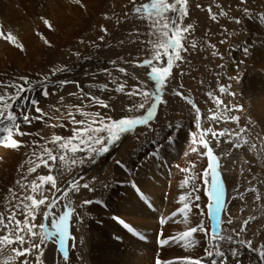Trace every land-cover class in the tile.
Here are the masks:
<instances>
[{
  "label": "rangeland",
  "instance_id": "374dc122",
  "mask_svg": "<svg viewBox=\"0 0 264 264\" xmlns=\"http://www.w3.org/2000/svg\"><path fill=\"white\" fill-rule=\"evenodd\" d=\"M260 1L262 0H247L246 4H241L240 0H187L188 14L183 19L182 27L192 25V29L184 33L186 39L183 43L184 46L188 48V51L180 53L183 57V61H176L179 67L174 65L171 69V75L167 78L162 89L163 102L158 105L155 118L149 122L150 127L138 126L134 132L128 133L122 137L119 145H117L116 153L113 154L111 158L115 161L116 159H123L119 154L120 149L125 147L126 144L133 141L129 150L134 151L139 145H142L147 140H152L155 135H158L157 133H159L160 129H164V132L165 130H169V133L171 132L172 135H174L173 140L175 142L176 133L169 126L179 125L181 127V121L187 117L186 114L189 111H192V115L196 117L192 105L188 103L185 97L190 98L193 103L200 108L202 126L204 128L212 127L217 132L227 128L231 132L236 133L239 132L240 128L247 126V138L250 140L251 144L256 145L255 148H252L251 144L237 148L227 135L220 137L221 140L219 144H217V141L210 133L205 137V139L211 142L210 147H213L212 149L215 156L219 157V165L221 166L218 171L224 185L225 203L227 204L224 203L226 208L223 205L224 210L221 216L223 220L221 225L223 230L222 234L225 236L231 235L233 219L238 220L240 218L242 221L240 222V227H242L244 226V221L250 218L247 217L249 213L244 210L249 206L250 201H257V203L264 201V167L261 165L262 161H259L260 158L258 160L251 155L252 150L257 149H260V151L264 153V136L262 133L251 132L250 129L254 126V122L252 123L253 120L248 117V114H243L241 111H231L227 113V115L230 116H239V123L234 121L225 122L223 119L219 122L207 119L208 116L217 111L216 104L208 97L207 93L212 92L215 96L222 99L224 104L229 108L239 104L238 102H236L235 105L231 103L232 98L236 97L237 94L235 96L221 94L218 88L219 85H230L229 91L236 92L231 85V79H229L230 77L227 75L226 67L232 53H237L239 47L247 43L245 38H243L246 36L243 34L246 33L236 28L235 24H238L235 20L239 17L240 20L246 17L242 14V9L244 7L249 8L252 16H254V14L257 16V12L261 14L264 10H262L263 6ZM149 2L150 0H106L103 6H96V15L94 18H88L86 28L79 33L77 37L59 46H56V44L50 40H48V44H45L40 33H35V35L42 39L43 44H41V54L32 59H27L28 56L23 53L24 46L23 50L15 46L19 53L22 52V56H26L24 59L25 62L14 66L12 61L6 63V67L0 70V83L13 81L19 83V78L24 76L28 77L30 80H40L43 76H50L53 81H78L79 88L75 83L66 84L62 88L58 85H53L48 88L49 95L47 98L40 95L39 89L35 94L28 93L30 97L34 95V98L39 101V107L45 113V116L43 120L34 121L37 122L36 130L33 133L35 136H25L22 138L26 140L24 144L25 147L21 152V157L16 166V178H13L12 185H10L13 189L16 188L14 192L15 198L9 196L10 202L6 205L7 207L3 208L2 213L0 211V214H3L5 220H7L12 210H16V204L19 202V198L31 194L30 185L32 181L35 180L39 183L37 180L39 176L50 174L49 168L45 167L40 161L41 153H43L45 146L53 149V154L57 155V160L54 164L52 160L48 159L47 155L44 154L43 156V159L48 161V165L52 166L51 175L55 177L56 188L64 189L68 186L69 181L74 180H79L80 184L87 183L90 188V183H98L101 181V177L103 178L102 175L107 170L99 171L93 168L90 169L86 159L83 164L79 163V159L84 158L86 153H76L74 156L69 151L65 153L66 162H63L59 159L56 146L51 143L45 145V141H50L53 134L62 137L72 135V125L70 124L71 117L68 115L69 106H72V113L76 120L86 119L76 111L77 106L85 112H99L101 116H111L113 119H120L125 115H144L145 109L153 102L150 97L147 99L145 109H140L138 111L133 110L129 113L127 109L133 104L143 102L144 98L140 95L129 97L124 93L116 92L115 88L118 84L124 83L125 92L131 91L133 87H142L144 91L149 92L154 90V83L150 81L147 76V68L144 69L147 77L145 83L130 71L133 67L137 68V65L143 60L152 58L156 50L163 51L155 47L160 43V40L157 39V34L151 27L147 15L143 12L139 14L134 12L136 6ZM168 2L171 3L172 0H168ZM197 5H200V7H197ZM209 7H211V13L216 16L215 20L211 18ZM221 10L227 13V15L221 16ZM167 15L169 20H171L174 14L169 12ZM134 22H138L142 25L139 30L131 28L130 25L135 24ZM162 23L163 21H161V24ZM177 23H181L179 19H177ZM102 27L107 30L106 33L102 31ZM241 28L244 29V26L242 25ZM0 31L4 34L0 36V41L12 43L4 37L7 36L9 32L14 36L16 33L13 29L9 28V26L4 25L1 18ZM101 36L104 37L103 40L100 39ZM15 37L17 38V42L23 45L20 35L19 37L18 35ZM192 41L196 42L195 48L191 47ZM221 41H223V43H221ZM213 52H215L216 55H213ZM77 53L79 54L78 56ZM112 61L116 62L115 66L110 63ZM164 62L165 61L162 60L159 63ZM80 63L86 64L84 69L82 65L78 66ZM96 63H103V66H98L97 68L95 66ZM65 66L70 68L71 71L60 72L52 76V69ZM121 67L126 70L125 73L118 71ZM104 69L108 71L105 72L103 71ZM108 72H110L111 75H108ZM113 78L116 80L115 84L112 83ZM100 85H107L108 89L102 91L99 87ZM81 90L83 93H91L92 95L106 100L111 105V108L106 109L99 105L91 104L90 100L81 98ZM3 91L4 89L0 88V93ZM7 91L12 92L13 89L9 87ZM178 92L182 95H177L176 93ZM73 93L75 95H72ZM61 97H63V100H61ZM244 101L245 100H243V102ZM58 104H60V106H58ZM246 104L245 102L244 105ZM16 107H19V105H16ZM221 110H223V105L221 106ZM13 111H15V108ZM29 114L39 115L35 112L34 107L30 110ZM60 124L65 125V127H56L58 130L53 127V125ZM26 126L22 125L21 130L28 132ZM192 127L194 131L190 130L191 133L194 132L198 134L199 130L194 127V122ZM190 131L188 132L190 133ZM16 138L21 139L20 137ZM33 141H37V146L33 145ZM185 143L186 146L183 150H186L189 156H194V158L189 157L192 163L186 165L185 168H191V174L196 175V184L200 187L199 195L201 199H203V197L207 198L205 195L207 186L204 183L202 174L208 166V158L205 156L203 164V157L200 155V153L205 152L206 149H204L202 145H198V152L193 153L191 152V148L194 146L192 144V138L190 137V142ZM30 159L32 161L31 164L28 163ZM74 159L77 161L75 164L72 163ZM36 165H39V167H36ZM192 165H194V167H192ZM30 167H36V170L29 173L28 169ZM19 174L23 179L18 180L19 177L17 178V176H19ZM186 175L188 174L183 173L181 182ZM80 177H82V179H80ZM17 181L20 183H17ZM100 183L95 185L92 191L81 187L78 192H69L68 200H70L71 206L75 210L69 221L71 228V230L69 229V233L71 231L70 234H72V236L69 235L72 237L69 238V241L70 245L73 244L72 248H74L71 264H78L81 262L78 255L84 241L83 232H80V230L82 229L84 231L88 227L86 222L81 220L84 211L82 208L84 205L83 202L85 201L84 198L92 197V195L101 191ZM21 184L25 185V187L22 188ZM16 185L18 187H16ZM25 188L26 190H24ZM54 193L59 195L56 189L52 188L50 183L44 185L43 195L46 196L49 201L52 199ZM85 193H87L86 196ZM37 197L38 199L41 198L39 195H37ZM67 202V200H62L59 206L53 209V212L58 216L60 211L63 210L64 204ZM207 205L208 204H206V206ZM45 211H47L46 206L41 205L40 210L36 213V224H48L50 220L44 218L43 213ZM17 219L23 221L24 212L22 209L17 211ZM229 219L232 221L231 224L228 223ZM250 221H253V219ZM35 231L43 235V230L37 228ZM3 234L4 231L0 230V235ZM52 240L53 238L41 244L43 254L46 252V255L44 263L41 261L42 258L40 257L39 264L55 263L58 253L56 251V243L52 242ZM32 242L37 244L41 243L39 238ZM14 247H19V245H14ZM23 247H28V244L26 243ZM47 248H50V250H47ZM47 251L53 253L54 256L52 258L54 262L49 260ZM38 254L36 250H33L31 255L27 257L28 264H38L36 259ZM14 256L15 253H13L10 248L0 249V264H20L19 260L10 259V257ZM64 264L67 263L64 262Z\"/></svg>",
  "mask_w": 264,
  "mask_h": 264
},
{
  "label": "bare ground",
  "instance_id": "6f19581e",
  "mask_svg": "<svg viewBox=\"0 0 264 264\" xmlns=\"http://www.w3.org/2000/svg\"><path fill=\"white\" fill-rule=\"evenodd\" d=\"M105 2L106 0H81V4H76L73 0H0V18L2 23L13 29L18 37L20 35L24 46L23 53L28 56L27 59H32L41 54L40 49L41 44H43L42 39L35 33L42 34L44 38L52 41L56 46L66 44L86 28L88 18H94L96 6H103ZM260 3L263 6L262 10H264V0L260 1ZM258 14V12L257 16L254 14L253 19L243 17L238 25L235 24L237 29L239 28L246 33L243 34L246 35L243 38H245L247 45L251 48V52L248 56H245L239 47L237 53H232L228 59L226 72L228 77L233 78L231 79V85L237 94L236 97L232 98V105L238 102V105L243 107L241 112L248 114V117L253 120L252 123L254 122V126L250 129L251 132L262 133L264 136V24L257 19ZM41 17L50 21L51 29L43 24ZM134 23L130 25L131 28L139 30L142 25L138 22ZM242 25L244 29L241 28ZM21 53H19L13 43H5L1 40L0 70L6 67V63L11 61L13 66L25 62L26 56H22ZM82 63L78 64V66L82 65L84 69L86 64ZM95 66L98 68V66H103V63H96ZM144 69L146 68L133 67L130 71L145 83L147 77ZM243 100L245 101L243 102ZM245 102L247 103L246 105H244ZM192 113V111L187 112V117L181 121L182 126L177 129L180 134L175 136L174 144L169 146L166 139L169 135V130L164 132V129H160L159 133H157L158 135H155L152 140H147L142 145H139L134 151L129 150L133 141L120 149L119 156H122L123 159H119V161L132 169L130 173L120 168L115 164V160L111 159L112 155L116 153V148L119 144L109 154L99 157L95 164L87 162L90 169L107 171L103 173L101 181L96 182L97 184L101 182V191L97 194L94 193L95 195H92V197L84 199H102L107 204V207H102L98 204L83 205L84 211L81 220L86 222L88 227H85L84 231L80 230V232H83V234H80L83 235L84 242L78 255L81 262L78 264H156L157 259L164 262L175 261L184 257L203 258L202 264H208L209 258L204 256L205 237L203 233L194 234L195 239L199 240L200 243L187 249L182 246L183 242L164 246L158 244V233L161 231L162 235L159 236V239H167L200 222L199 212L193 209L196 215L191 217V224L188 226L179 222L182 220L181 215L168 220L162 226L160 223L161 218L166 219L172 212L182 206L177 203L179 195L184 191L180 188L184 173L182 169L192 163L189 157L194 158V156H189L186 150H183L186 146L185 142H190L188 131L194 129L192 125L195 116ZM3 126L0 125V127ZM36 127L37 122L26 126L28 132L32 133H34ZM3 135L5 133L0 132V136ZM153 141H159L163 145L160 155L156 158L145 159L148 153L154 149ZM24 142L26 143V140ZM24 147L17 151L0 146L1 213L3 208L7 207L6 205L10 202L9 196L13 197V193L16 191V188L14 187L15 189H13L10 185H12L13 178H16V166ZM251 155L255 159L259 160L260 158L259 161H262L261 165L264 167V153L260 149L252 150ZM202 160L204 164L205 156H203ZM17 178L18 180L23 179L20 174ZM131 181L136 183L144 198H141L130 186ZM96 183H90V188L93 189L97 185ZM16 187L18 186L16 185ZM86 195L87 193H85ZM223 200L225 203V194ZM208 201L206 197H203L198 203L205 213L203 217L205 227L211 233L213 226L210 222L211 220L206 216V204H208ZM224 203L225 207L226 203ZM223 205L221 209L224 210ZM244 210L249 213L247 217H255V219L249 221L245 231L241 234L242 238L251 240L253 247L264 246V201H260V203L250 201L249 206ZM114 216H119L128 227L126 228L115 222L113 220ZM240 222H242L240 218L238 220L233 219L231 236L234 240L238 239L236 233L241 229ZM222 223L223 220L218 229L221 234L223 231ZM47 226L51 229L50 221H48ZM137 233L142 234L145 239H140ZM69 235L72 236L70 233ZM116 235L121 237L119 241L114 239ZM52 242L58 244L55 238H53ZM72 246L73 244L70 245L69 241V247L65 250L66 256L56 246L58 257L54 264H64V262L71 264L74 254ZM229 247L227 241H225L223 250L227 252ZM47 250H50V248H47ZM51 251H47L48 257L49 260L54 262L52 258L54 255ZM241 252L243 264H261L257 255L253 252L246 248H242ZM45 253L41 256L43 263ZM217 259L219 261V258ZM220 264H223V261H220ZM227 264H234L233 258L228 257Z\"/></svg>",
  "mask_w": 264,
  "mask_h": 264
},
{
  "label": "snow or ice",
  "instance_id": "6c2138e0",
  "mask_svg": "<svg viewBox=\"0 0 264 264\" xmlns=\"http://www.w3.org/2000/svg\"><path fill=\"white\" fill-rule=\"evenodd\" d=\"M76 4H81V0H73ZM241 4H246L247 0H240ZM200 7V5H197ZM243 14L249 19H253V16L250 13L249 8L244 7L242 9ZM134 12L139 14L141 12L145 13L150 21L151 27L157 34V39L160 40V43L156 45V49H162L163 51L156 50L154 55L150 59H145L137 65V67L147 68V76L150 81L154 83L153 91H144L142 87L137 88L133 87L131 91L125 92V84L120 83L116 86L115 91L118 93H124L129 97H134L140 95L144 98L143 102L139 104H133L128 109L127 112L131 113L133 110L145 109V104L147 99L150 97L152 103L149 107L145 109V113L142 116H131L125 115L120 119H113L111 116H101L99 112H85L80 107H76V111L79 112L86 119L76 120L75 116L72 113V106H69L68 115L71 117L70 124L72 135L68 137H62L60 135H55L51 137L50 141H45V145L51 143L56 146V151L59 153V159L63 162L65 161V153L71 152L74 156L76 153H86V156L82 159H79V163L83 164L85 159L91 163L95 164L99 157L109 154L111 150L120 143L122 137L126 134L134 132L138 126H149V122L155 118V114L158 108V105L162 101V89L165 85L167 78L171 75V69L175 65L179 67V64L176 61H183V57L180 55L181 52H187L188 48L184 46L183 41L186 39L184 33H187L192 29V25H187L182 27V22L187 13V0H172L171 3L168 0H150L149 3L136 6ZM171 12L174 15L171 20L168 18V13ZM209 13L213 20L216 19L215 14L211 13V7H209ZM221 16L227 15L223 10L220 12ZM43 24L51 29L52 25L48 19L41 17ZM177 19L181 23H177ZM257 19L260 23L264 24V13L258 15ZM161 21L163 23L161 24ZM235 22L239 24L241 21L239 18H236ZM102 31L107 32L106 29L102 27ZM3 32L0 31V36H3ZM44 43L48 44L49 41L43 37ZM5 39L11 41L14 46L23 50V45L17 42V38L12 34L8 33ZM101 40L104 39L103 36L100 37ZM223 43V41H221ZM191 47H196V42H191ZM241 51L245 56H248L251 52V48L245 44L241 45ZM79 54L77 53V56ZM213 55H216L213 52ZM165 61L164 63H159L160 61ZM115 66V61L110 62ZM71 69L68 67L54 68L51 70L52 76H55L60 72H70ZM103 71L107 72V69ZM119 72L125 73L123 67L118 69ZM108 75H111L108 72ZM229 79H232L231 77ZM19 83L13 82H4L0 83V88H3L4 91L0 93V132L5 133V135L0 136V146L11 149L19 150L25 144L22 139L25 136L34 135L32 132L22 131L23 125H32L34 121L43 120L45 113L39 107V101L34 98V95L30 97L28 93L35 94L37 90H40V95L47 98L49 95L48 88L53 85H58L63 87L69 83H75L79 88L78 81L70 80H57L53 81L50 76H43L40 80H30L28 77H20ZM112 83H116L115 78H113ZM11 87L12 92H8L7 89ZM100 89L107 90V85H100ZM230 85H219V92L221 94H230L235 96L236 93L230 92ZM177 95H182L181 93H176ZM72 95H75L74 93ZM208 97L216 104L217 111L212 115L208 116L207 119L219 122L223 119L225 122L234 121L239 123V116H230L227 115L231 111H243L242 106H233L229 108L224 104V101L219 97L215 96L212 92L207 93ZM81 98H86L91 101L93 105H99L103 108L110 109L111 105L106 101L101 99L98 96L92 95L91 93H83L81 90ZM189 104L192 105L193 110L196 113L194 120L195 127L199 130L197 133H189V136L192 138V144L194 145L191 148V152H198V145H202L205 152L200 153V155L206 156L208 158V166L203 172L204 183L207 186L205 190V195L207 196L209 203L207 207V216L212 221V230L209 233L208 228L205 227L204 223V210L201 208V205L198 201L201 199L200 187L196 184V175L191 174V168H184L182 171L188 175L185 176L184 180L180 184L182 190L181 195H179L177 203L182 206L179 207L176 211L172 212L169 217L161 218V226L166 223L168 220H172L177 215L182 216L180 223H183L185 226L191 224V217L196 215L193 209H196L199 212L200 222L195 226L187 227L185 231L180 232L172 237L167 239H159V236L162 235V231L158 233V244L160 246L179 244L183 242L182 246L187 248L194 247L199 244L200 241L195 239L194 234L203 233L205 237V248L204 256L209 258L208 264H220V261H223V264H227L228 257L233 258L234 264H243L242 259V248L253 252L257 255L261 264H264V246L259 248L253 247L251 240H245L242 238L241 234L245 231V226L248 225L249 221L255 219V217H250L248 220L244 221V226L241 227L240 231L236 233L238 239H233L231 235L225 236L221 234L216 226L220 224V211L224 203V185L222 183L221 175L218 171L219 157L215 156L213 149L210 147V141L205 139V137L210 133L212 137L219 144L220 137L229 136L230 139L234 142L235 147H241L243 145L251 144L250 140L247 138L248 128L242 127L239 132L233 133L229 129L225 128L222 131H215L212 127L204 128L202 126L201 120V110L196 106L195 103L190 98L185 97ZM63 100V97H61ZM19 105V107H16ZM223 105V110L221 106ZM34 107L35 112L39 115H30V110ZM15 108V111L13 109ZM211 111V110H210ZM18 113V114H17ZM7 122V123H6ZM53 127H65V125H53ZM176 135H179L177 129L180 127L169 126ZM38 135V134H37ZM20 137L21 139H17ZM42 139V138H41ZM169 146L174 143L173 135L170 132L166 138ZM34 146H37V141L32 142ZM154 149L152 152L148 153L145 159L156 158L160 155V150L163 148V145L159 141H153ZM252 148H255V144H251ZM44 154L47 155L48 159L53 161V164L57 160V155L53 154V149L44 147L43 153H41L40 161L41 163L49 168V175L39 176L37 181H32L30 185V195L22 196L19 202L16 204V210H12L11 214L5 220L3 214H0V230L4 231V235H0V249L10 248L14 257H10L11 260H19L20 264H28L27 257L31 255L33 250H36L39 254L36 259L39 264L40 257L43 255V249L41 244H44L47 240L52 238L59 237L58 250L66 256L65 251L66 239L72 238L69 236V221L74 213V209L71 206L70 200H68L69 192H78L81 187L92 191L93 189L89 188L87 183L80 184L79 180L69 181L68 186L64 189L56 188V180L53 175H51L52 166L48 165V161L43 159ZM77 161L74 159L72 161L75 164ZM28 163H32L31 159ZM115 164L120 168H123L126 172H131L126 164L121 163V161L116 160ZM39 167V165H36ZM36 167H30L28 169L29 173L34 172ZM194 167V165H192ZM210 178V179H209ZM82 179V177H80ZM17 183H20L17 181ZM51 184L52 188L56 189V192L59 195L53 194L52 199L49 201L46 196L43 195V189L45 184ZM130 186L137 192L141 198H144L143 193L139 191L136 183L134 181L130 182ZM21 187L24 188L25 185L21 184ZM11 191V190H10ZM39 195L41 198H37ZM15 198V193H13ZM62 200H67L68 202L64 204V208L60 211V214L57 216L53 212L54 208H57ZM30 202V203H29ZM85 205L98 204L102 207H107V204L102 199L97 200H85L83 202ZM150 204V202H149ZM45 205L47 211L43 213L46 220H50L51 229L44 223L36 224V213L40 210V206ZM151 206V205H150ZM23 210L24 219L21 221L17 219V211ZM113 220L124 227H128L125 222L119 217L114 216ZM228 223L231 224L232 221L229 219ZM43 230V235L35 231V229ZM131 230V229H129ZM140 239H145L142 234L137 233ZM39 238L41 243H33L35 239ZM74 239V238H73ZM117 241L121 239L119 235L114 237ZM227 241L228 251L223 250L224 243ZM28 244V247H23V245ZM14 245H19V247H14ZM219 258V261L218 259ZM203 258H192L184 257L175 261H164L161 262L159 259L156 260V264H202Z\"/></svg>",
  "mask_w": 264,
  "mask_h": 264
}]
</instances>
